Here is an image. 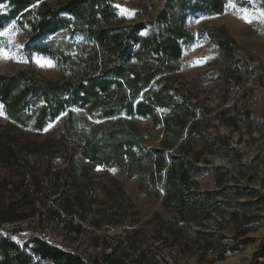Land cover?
Instances as JSON below:
<instances>
[{"label": "rangeland", "instance_id": "rangeland-1", "mask_svg": "<svg viewBox=\"0 0 264 264\" xmlns=\"http://www.w3.org/2000/svg\"><path fill=\"white\" fill-rule=\"evenodd\" d=\"M44 1L54 5L58 0ZM166 2L111 0L113 24H143L147 27L139 35L147 37ZM12 10L0 4V16L6 17L0 27V74L32 67L37 78H60L59 89L85 74L101 76L98 68L88 73L89 60L94 58L90 64L97 67L95 52L102 53L89 38V27L63 13L62 22L32 40L29 21L34 16L22 12L11 17ZM183 14L192 39L182 46L177 69L149 89L157 92L164 85L172 95L173 111L154 110L159 117L170 115V128L151 129L148 118L122 111L113 120L125 119L132 129L151 132V137L140 135L147 148H162L167 157L194 168L189 185L165 201L164 173L156 188L146 186L150 162L131 178L119 167L89 166L74 143L81 136L78 128L68 150H20L17 164L0 167V217H15L3 225L13 232L0 229L3 238L21 247L41 238L89 264H264V0H224L220 14ZM221 26L232 40L230 60L206 36L208 27ZM127 64L136 67L133 60ZM69 110L89 116L76 105ZM100 113L93 111L94 116ZM65 116L38 134L25 128L15 147L58 140ZM178 119L181 131L174 137ZM8 122L0 103V125ZM141 185L158 193L144 192Z\"/></svg>", "mask_w": 264, "mask_h": 264}, {"label": "trees", "instance_id": "trees-1", "mask_svg": "<svg viewBox=\"0 0 264 264\" xmlns=\"http://www.w3.org/2000/svg\"><path fill=\"white\" fill-rule=\"evenodd\" d=\"M110 1L58 0L54 5H49L44 0H0V4L7 3L12 7L11 17L22 12L24 17L28 14L34 16L29 21L32 40L62 22L61 14L66 13L89 27V38L102 51L101 55L95 52V57L99 59L97 67L90 64L94 59L91 58L88 70L92 74L98 68L100 77L85 74L76 82H66L60 89L56 88L60 78L54 81L37 78L32 67L0 74V103L9 118L8 123L0 125V167L9 168L17 164L20 150L44 153L45 146L50 152L58 151L59 147L68 150V141L79 128L81 136L74 143L80 149L83 161L91 167H119L128 178L140 174L143 163L150 162L151 171L146 186L156 188L157 180L164 173L162 189L165 194L163 200L166 201L169 194H180V186L189 185L190 175L196 170L181 159L167 157L162 148H147L140 135L144 133L151 137V132L132 129L133 124L126 125L125 119L113 118L122 111L126 116L148 118L151 129L158 126L165 130L170 128V115L159 117L154 110L168 107L173 111L172 95L164 85L157 92L150 93L149 89L160 76L177 69L182 46L192 39L183 26V12L191 10L220 14L224 9V0H197L193 5L189 4L191 0H167L149 28L150 35L147 37L139 35L147 27L143 24L124 27L113 24L116 15ZM4 19L5 16H0V27ZM206 36L221 54L231 59L229 50L232 40L224 26L208 27ZM35 51L49 53L43 47H35ZM130 60L134 61L135 68L128 66ZM72 105L84 109L89 116L75 114L69 110ZM94 110L101 113L94 116ZM64 113L63 131L58 140L15 147L25 128H31L38 134L49 122ZM90 117L103 122L92 123ZM104 124L107 126L105 129ZM176 124L179 127L174 137L181 131L182 120L178 119ZM140 189L151 192L144 185ZM151 193L156 195L158 192L154 190ZM14 221L15 217L12 216L0 217V229L13 232V227L5 228L3 225ZM43 261L51 264H89L75 252L52 246L41 238H31L21 247L0 235V264H40Z\"/></svg>", "mask_w": 264, "mask_h": 264}, {"label": "snow or ice", "instance_id": "snow-or-ice-1", "mask_svg": "<svg viewBox=\"0 0 264 264\" xmlns=\"http://www.w3.org/2000/svg\"><path fill=\"white\" fill-rule=\"evenodd\" d=\"M250 22V21H249ZM0 35H2V33H0Z\"/></svg>", "mask_w": 264, "mask_h": 264}]
</instances>
